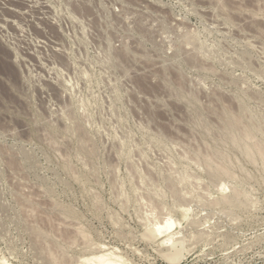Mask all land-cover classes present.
<instances>
[{
    "label": "rangeland",
    "instance_id": "1",
    "mask_svg": "<svg viewBox=\"0 0 264 264\" xmlns=\"http://www.w3.org/2000/svg\"><path fill=\"white\" fill-rule=\"evenodd\" d=\"M227 114L264 146V0H0V264H264Z\"/></svg>",
    "mask_w": 264,
    "mask_h": 264
},
{
    "label": "bare ground",
    "instance_id": "2",
    "mask_svg": "<svg viewBox=\"0 0 264 264\" xmlns=\"http://www.w3.org/2000/svg\"><path fill=\"white\" fill-rule=\"evenodd\" d=\"M227 125L230 127V129H232L233 131H236V130H240L241 129V127H240V125H239V122H238V120H237V118L234 116V115H231V114H227ZM241 132L239 133V137L237 138V136L234 138L236 141L238 140V139H241V140H238L237 142L239 143V141H240V143H241V141L242 142H244L245 143V141H246V138H250V136H249V134L246 132V131H244L243 129H241L240 130ZM237 133V132H236ZM238 134V133H237ZM243 140H245V141H243ZM235 141V142H236ZM249 141H250V143H252L251 142V140L249 139ZM247 143H248V141H246ZM249 144V143H248ZM244 145V144H243ZM251 147H250V146ZM249 145H247L246 144V149H249V151L252 149V150H255V153H257L259 156H261L262 157V159H263V161H264V146L263 145H257V144H255V147H254V145L252 146L251 144H249ZM245 147H243L242 149H245ZM250 147V148H249ZM252 147H254V148H252ZM246 149L244 150L245 152L244 153H246L247 154V152H246ZM252 150L248 153L249 155H250V153L252 152ZM243 151V150H242ZM252 153H254V152H252ZM248 154H247V156H248ZM256 154V155H257ZM254 156V155H253ZM252 156V157H253ZM251 156H250V158H252ZM201 158L202 159H204L203 158V156H201ZM205 160L206 161H208L209 162V168H208V170L209 169H211L212 171H213V169H214V172L215 173H217V174H215V175H218V174H222L221 176H223V175H225V176H228V177H231L232 176V174L234 173H232L231 171H233V170H229V169H227V167L229 166L230 168H231V166L230 165H227V167H224L225 165H223V162L220 164V163H215V165H213L212 163V159L211 158H209V157H206L205 156ZM207 158H209L208 160H207ZM256 158V157H255ZM255 158H253V159H255ZM204 161V160H203ZM211 161V162H210ZM203 163H205V162H203ZM211 163V164H210ZM225 164V163H224ZM211 165H213V166H215V167H210ZM218 165H220V166H222V167H220V166H218ZM205 166L207 167V163H205ZM228 167V168H229ZM232 169V168H231ZM231 172V176L229 175L230 174V172ZM209 173H210V170H209ZM211 175V174H210ZM213 175H214V173H213ZM220 175L218 176V177H220ZM234 175V174H233ZM217 177V176H216ZM224 197V198H223ZM222 198L226 201L227 199V201H229V198L226 196V198H225V196H223ZM222 198H221V200H222ZM223 200V201H224ZM159 222V221H158ZM161 223V222H160ZM158 224V223H156L157 225H156V228L158 227L159 228V230L160 231H169L171 228H173L174 227V225L176 224V222H174V221H170V219L166 222V220H165V222H163V223H165V224ZM154 227H155V224H154ZM77 230V229H76ZM41 232V231H40ZM77 232V231H76ZM83 232V231H82ZM81 232V233H82ZM176 233L178 232V231H175ZM77 233H79V232H77ZM179 233V232H178ZM40 234V233H39ZM45 234L47 235V233L46 232H44V234H42V236L44 235L45 236ZM83 234H84V232H83ZM171 234H172V232H171ZM173 234H175V233H173ZM176 235H178V234H176ZM43 236V237H44ZM48 236H49V234H48ZM83 236H85V234L83 235ZM169 236H170V233L168 234V236H166V237H168L169 238ZM172 236V235H171ZM175 236V235H174ZM46 237V236H45ZM173 237V236H172ZM172 237H170V239L168 240V238H167V240L168 241H170L171 239H172ZM177 236H175V238H176ZM48 238V237H47ZM52 241V240H51ZM55 243V242H54ZM53 243V244H54ZM99 248V247H98ZM52 249V248H51ZM102 249V248H101ZM49 251H50V249H48ZM49 253H51V251L49 252ZM51 256V258H52V256H54L52 253L50 254ZM114 255L111 253V252H109V251H102V253H100V254H96V256L94 255L93 257H90L89 258V261H87V263L89 262V263H91V261H92V263L91 264H120V263H122V262H120V261H122L121 259H118L117 258V256L115 257H113ZM55 257V256H54ZM53 257V258H54ZM52 258V259H53ZM56 258L57 257H55V260H56ZM88 259V258H87ZM57 261V260H56ZM85 262H86V259H85Z\"/></svg>",
    "mask_w": 264,
    "mask_h": 264
}]
</instances>
